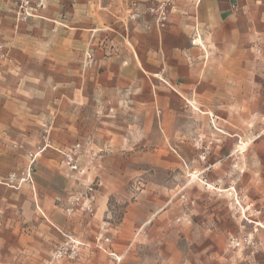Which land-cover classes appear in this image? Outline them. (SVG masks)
I'll return each instance as SVG.
<instances>
[{
	"label": "crops",
	"instance_id": "crops-1",
	"mask_svg": "<svg viewBox=\"0 0 264 264\" xmlns=\"http://www.w3.org/2000/svg\"><path fill=\"white\" fill-rule=\"evenodd\" d=\"M15 1L0 0V45L10 57L0 60V136L38 137L53 122L55 142H81L87 178L103 187L92 219L65 215L58 201L86 179L64 170L58 154L41 155L33 185L1 191L0 264H49L65 233L81 251L63 264H116L110 253L140 264L144 226L176 254L171 212L147 214L139 202L125 212V168L134 154L161 152L185 153L191 168L197 152L208 169L242 167L253 130L250 150L264 151L254 144L264 136V0H49L19 26ZM161 3L171 11L164 24L148 10ZM101 233L105 250L93 240Z\"/></svg>",
	"mask_w": 264,
	"mask_h": 264
},
{
	"label": "rangeland",
	"instance_id": "rangeland-1",
	"mask_svg": "<svg viewBox=\"0 0 264 264\" xmlns=\"http://www.w3.org/2000/svg\"><path fill=\"white\" fill-rule=\"evenodd\" d=\"M161 9L165 10L167 19L159 22L164 24L169 20L170 8L165 3L148 8L157 20ZM0 46V60L9 63L8 50ZM262 51L259 42L258 55ZM91 60L92 56L87 58L86 66ZM52 125L53 122L44 126L38 137L11 139L9 136H0V182L4 183L0 184V198L3 189L19 191L26 185H33L37 161L41 155L52 151L58 154L64 170L76 176L83 175L86 179L83 186L72 191L65 201H58L60 210L67 215L64 206L72 195L85 192L91 183L103 181L94 175L87 178L91 170H87L81 161L86 153L83 144L58 145L53 137ZM263 130L262 121L259 122L257 134ZM255 135L253 130L252 136L241 144L245 146L244 149L241 147L240 153L245 161L242 167L229 162V167L208 169L202 166L206 154L201 152L193 154L194 168L186 165L185 153L134 154V162L125 168V212L135 202H139V208L143 206L147 214L154 213L157 216L159 213L171 212L174 215L172 226L176 227L178 239L176 254L172 250L170 257V250L164 249V235L149 231L144 226L139 243L144 246L140 250V264H264V151L257 152L256 147L250 150L249 145L257 138ZM198 141L200 149L201 139ZM259 142L264 143V136L259 137L254 144ZM77 144L81 145L76 158L80 171H73L66 164L64 153ZM104 155V150L93 154L94 162L101 160ZM129 155L125 154V159H131ZM150 161L157 163L153 166L154 163ZM139 165L147 168H140ZM75 214L86 216L80 212L68 216ZM62 238L65 242L53 250L49 264H63L78 259L80 240L73 233H65ZM93 240L102 250H105L103 242L109 241L104 233ZM58 252L63 255L54 259ZM110 254L115 257L116 264H122V257Z\"/></svg>",
	"mask_w": 264,
	"mask_h": 264
},
{
	"label": "built area",
	"instance_id": "built-area-1",
	"mask_svg": "<svg viewBox=\"0 0 264 264\" xmlns=\"http://www.w3.org/2000/svg\"><path fill=\"white\" fill-rule=\"evenodd\" d=\"M49 0H16L15 1V24L19 26L21 23L26 22L33 18H40L42 11L47 7ZM138 15L134 13L132 18ZM167 19L165 10H160L159 21L164 22ZM2 47L0 46V50ZM90 58V57H89ZM81 145L77 144L72 146L67 152L64 153L66 164L73 171H80L76 158L80 153ZM35 158V157H34ZM0 184H4L0 182ZM103 183L98 180L87 186L86 191L72 195L64 206V212L67 215H72L80 212L87 217L93 218L96 215V193L102 187ZM62 252H58L54 259L60 258Z\"/></svg>",
	"mask_w": 264,
	"mask_h": 264
},
{
	"label": "bare ground",
	"instance_id": "bare-ground-1",
	"mask_svg": "<svg viewBox=\"0 0 264 264\" xmlns=\"http://www.w3.org/2000/svg\"><path fill=\"white\" fill-rule=\"evenodd\" d=\"M245 148V146H242V149H244Z\"/></svg>",
	"mask_w": 264,
	"mask_h": 264
}]
</instances>
